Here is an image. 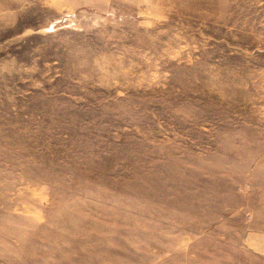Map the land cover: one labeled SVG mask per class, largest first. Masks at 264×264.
<instances>
[{
	"label": "rangeland",
	"instance_id": "rangeland-1",
	"mask_svg": "<svg viewBox=\"0 0 264 264\" xmlns=\"http://www.w3.org/2000/svg\"><path fill=\"white\" fill-rule=\"evenodd\" d=\"M0 264H264V0H0Z\"/></svg>",
	"mask_w": 264,
	"mask_h": 264
}]
</instances>
